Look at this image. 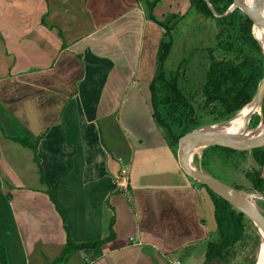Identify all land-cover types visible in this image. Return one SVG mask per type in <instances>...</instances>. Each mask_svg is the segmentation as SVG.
Here are the masks:
<instances>
[{"label": "crops", "instance_id": "1", "mask_svg": "<svg viewBox=\"0 0 264 264\" xmlns=\"http://www.w3.org/2000/svg\"><path fill=\"white\" fill-rule=\"evenodd\" d=\"M174 1L157 2L153 15ZM162 38L144 0H0V241L9 264L53 262L67 234L105 240L62 264H205L217 229L212 196L151 115ZM16 137L37 144L45 181Z\"/></svg>", "mask_w": 264, "mask_h": 264}, {"label": "trees", "instance_id": "2", "mask_svg": "<svg viewBox=\"0 0 264 264\" xmlns=\"http://www.w3.org/2000/svg\"><path fill=\"white\" fill-rule=\"evenodd\" d=\"M189 1L191 7L202 17L214 19L218 24L215 34L216 43L207 48L209 66L200 92L202 98L200 110L202 113L214 115V122L227 120L253 98L264 74V50L253 36L252 21L245 13L235 8L225 16H215L208 4L209 2L214 11L221 15L233 0ZM157 2L158 0H145L148 18L157 22L163 30V38L159 43L156 56L155 74L149 83L151 115L156 125L164 132L169 144L175 147L181 135L199 126L200 123L197 121V109L179 88V70L167 72L164 68L172 47L170 24L175 18L177 19V16H171L165 23L158 21L152 12ZM13 139L33 150L34 161L37 163L41 180L45 181L37 144L27 138ZM216 147L224 151L228 157H231L232 153L239 152L244 155L248 151L235 150L226 146ZM249 152L259 166L264 165V146L254 148ZM245 178L250 185L233 183L231 186L239 190L261 192L264 187V176L261 169H250L245 173ZM207 190L212 196L217 229L215 238L208 242L205 264H229L234 257V248L245 235L247 225H254L244 213L209 188ZM47 193L52 202L56 204L53 188H50ZM111 227L112 219L109 222L110 230ZM104 240L78 243L67 234V241L61 254L48 264H62L74 251L97 247ZM0 264H9L5 246L1 241Z\"/></svg>", "mask_w": 264, "mask_h": 264}, {"label": "rangeland", "instance_id": "3", "mask_svg": "<svg viewBox=\"0 0 264 264\" xmlns=\"http://www.w3.org/2000/svg\"><path fill=\"white\" fill-rule=\"evenodd\" d=\"M159 1L160 0H158V2ZM179 1L180 3H176L175 1L172 3V8L166 10V15L164 17L156 15L157 18H155L158 21L165 23L173 14L179 16L178 19L175 18L170 24L172 27L170 30L172 47L170 54L165 61L164 68L167 72L179 70V88L197 109V121L200 123L197 127H200L207 123L210 124L214 122V115L202 113L200 110V107L202 106L200 92L209 66L207 48L214 46L216 43L215 34L218 29V24L214 19L202 17L191 7L189 0H185V2L184 0ZM169 11H175V13H167ZM261 108L262 116L254 115L252 117V120L254 119L256 123L260 118L264 119V98ZM252 120L250 125L253 126L255 125V122ZM216 146L219 145H207L200 149L199 152L192 156V164L199 169L206 170L227 185H233V183L250 185L245 178V173L252 168L261 169V173L264 176V165L259 166L253 159L249 150L244 155L236 152L232 153L231 157H228L224 151ZM175 147H177V145ZM242 191L247 192V190ZM252 191L248 192H252L257 196L262 197L261 200L258 201V205L264 213V187L261 192L257 190ZM259 236L257 227L247 225L245 235L234 248V257L229 264H254L259 244Z\"/></svg>", "mask_w": 264, "mask_h": 264}, {"label": "water", "instance_id": "4", "mask_svg": "<svg viewBox=\"0 0 264 264\" xmlns=\"http://www.w3.org/2000/svg\"><path fill=\"white\" fill-rule=\"evenodd\" d=\"M208 4L215 16H225L230 12H232L235 8L240 9L243 13H245L249 17V19L253 23L252 34H253V26L255 24H259L264 27V13H262L256 6L247 5L245 2L241 0H233L232 4L226 9V11L223 14L219 15L214 11L213 7L210 5L209 2ZM263 98H264V74L261 81L259 82V85L257 87V90L253 98L249 103H254L256 105L261 106ZM229 120L230 118L227 119L226 121ZM200 127L194 128L191 131L185 133L178 140L177 157L181 168L194 180L201 183L202 185H205L216 195L225 199L236 209L244 213L252 221L255 227L260 226L261 228L264 229V213L255 209L241 195L242 190L236 189L231 185L225 184L224 182L214 177L210 173L197 168L191 162L192 151L202 146L219 145L240 151L252 150L254 148L263 147L264 134L258 140L244 141V140L232 138L231 136L224 134H203L198 132ZM257 127L258 125L250 129L248 128L247 130H252V129L255 130L257 129Z\"/></svg>", "mask_w": 264, "mask_h": 264}, {"label": "bare ground", "instance_id": "5", "mask_svg": "<svg viewBox=\"0 0 264 264\" xmlns=\"http://www.w3.org/2000/svg\"><path fill=\"white\" fill-rule=\"evenodd\" d=\"M247 5L256 6L262 13H264V0H241ZM254 35L260 42L264 50V27L255 24ZM254 115L262 116V108L254 103H248L246 107L240 109L229 121H217L210 124L202 125L199 128L200 133L203 134H224L229 135L232 138L244 140V141H255L258 140L264 134V119L260 118L256 123L252 117ZM259 118V117H258ZM251 120L255 122V125H250ZM252 122V123H253ZM258 125L257 129L247 130ZM239 136V137H237ZM205 146L194 149L191 156L195 155ZM198 155V154H197ZM253 192V191H252ZM252 192L241 191V195L258 211L262 212L258 201L261 200V196H257ZM261 204V202H260ZM262 206V205H261ZM264 207V206H263ZM263 213V212H262ZM259 232V244L256 252V259L254 264H264V229L260 226L257 227ZM257 231V230H256Z\"/></svg>", "mask_w": 264, "mask_h": 264}, {"label": "built area", "instance_id": "6", "mask_svg": "<svg viewBox=\"0 0 264 264\" xmlns=\"http://www.w3.org/2000/svg\"><path fill=\"white\" fill-rule=\"evenodd\" d=\"M167 264H182L178 259H170L167 261Z\"/></svg>", "mask_w": 264, "mask_h": 264}]
</instances>
